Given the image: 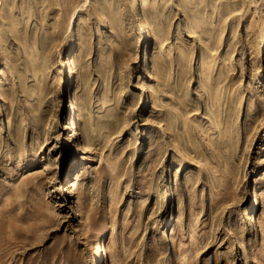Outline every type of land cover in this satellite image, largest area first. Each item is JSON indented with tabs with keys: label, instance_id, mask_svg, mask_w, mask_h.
<instances>
[{
	"label": "rangeland",
	"instance_id": "obj_1",
	"mask_svg": "<svg viewBox=\"0 0 264 264\" xmlns=\"http://www.w3.org/2000/svg\"><path fill=\"white\" fill-rule=\"evenodd\" d=\"M0 2V264H264V0Z\"/></svg>",
	"mask_w": 264,
	"mask_h": 264
},
{
	"label": "bare ground",
	"instance_id": "obj_2",
	"mask_svg": "<svg viewBox=\"0 0 264 264\" xmlns=\"http://www.w3.org/2000/svg\"><path fill=\"white\" fill-rule=\"evenodd\" d=\"M86 1H87V0H85V3H86ZM136 3H137V2L134 3V7H136ZM0 8H1V2H0ZM137 20L141 21V20H142V17H141L140 15H138ZM73 29H74V25H73V23H70L69 31H68V32H72ZM148 33H149L148 28H147V27H144V28H142V29L140 30L139 37H140V38H141V37H142V38H145V37L148 35ZM72 38H73V37H72ZM63 59H64V58H63ZM70 61H71V60H70V55H69V56L67 57L66 60H63V61H62V63L65 64V63H69ZM69 70H70V71H69V74H71V73L74 72V71H73V67L70 68ZM72 121H74V119H72ZM72 185H74V182H72V180H70V182H69V187H71ZM249 219H250V218H249ZM90 248H91V251H92V252H99L100 259H102V260L104 259L103 254L101 253V244H100L98 238L94 239V241H93V242L91 243V245H90ZM100 259H99V260H100Z\"/></svg>",
	"mask_w": 264,
	"mask_h": 264
}]
</instances>
